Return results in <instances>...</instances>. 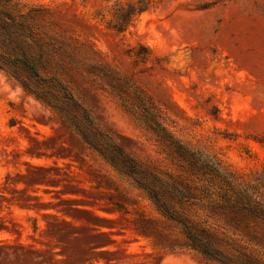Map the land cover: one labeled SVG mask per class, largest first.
I'll return each instance as SVG.
<instances>
[{
  "label": "rangeland",
  "instance_id": "rangeland-1",
  "mask_svg": "<svg viewBox=\"0 0 264 264\" xmlns=\"http://www.w3.org/2000/svg\"><path fill=\"white\" fill-rule=\"evenodd\" d=\"M23 1L57 10L62 81L132 156L169 167L124 107L141 93L188 145L240 173L264 166V0H148L125 33L100 15L129 0ZM70 132L0 71V264H212L153 247L146 194Z\"/></svg>",
  "mask_w": 264,
  "mask_h": 264
},
{
  "label": "trees",
  "instance_id": "trees-1",
  "mask_svg": "<svg viewBox=\"0 0 264 264\" xmlns=\"http://www.w3.org/2000/svg\"><path fill=\"white\" fill-rule=\"evenodd\" d=\"M148 7V0L118 2L110 19L101 14L100 21L125 33ZM55 11L23 0H0V71L146 194L159 217L140 216V231L153 247L190 250L212 264H264V166L240 173L214 154L188 145L164 125L141 93L125 97L124 107L155 136L169 167L132 156L62 81L70 61L67 43L55 30Z\"/></svg>",
  "mask_w": 264,
  "mask_h": 264
}]
</instances>
